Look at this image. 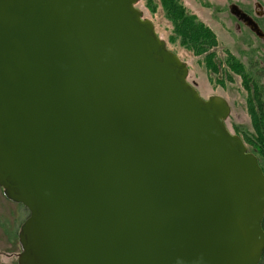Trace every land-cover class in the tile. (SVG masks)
I'll list each match as a JSON object with an SVG mask.
<instances>
[{
    "label": "water",
    "instance_id": "1",
    "mask_svg": "<svg viewBox=\"0 0 264 264\" xmlns=\"http://www.w3.org/2000/svg\"><path fill=\"white\" fill-rule=\"evenodd\" d=\"M137 2L0 0V188L29 212L17 264H258L257 157Z\"/></svg>",
    "mask_w": 264,
    "mask_h": 264
},
{
    "label": "flooded vegetation",
    "instance_id": "2",
    "mask_svg": "<svg viewBox=\"0 0 264 264\" xmlns=\"http://www.w3.org/2000/svg\"><path fill=\"white\" fill-rule=\"evenodd\" d=\"M234 6L241 12L234 13ZM216 12L223 15L222 18L214 13L220 22L210 24L200 20L212 38L203 43L198 54L205 83L215 93L205 98L199 95L203 99L219 96L226 101L229 112L225 127L241 139L248 152L256 155L261 166V163L264 165V35H257L246 24L242 13L264 34V4L230 2ZM188 73L189 69L187 77ZM188 83L195 87L194 82ZM10 202L29 215L22 204Z\"/></svg>",
    "mask_w": 264,
    "mask_h": 264
},
{
    "label": "rangeland",
    "instance_id": "3",
    "mask_svg": "<svg viewBox=\"0 0 264 264\" xmlns=\"http://www.w3.org/2000/svg\"><path fill=\"white\" fill-rule=\"evenodd\" d=\"M257 1L264 4V0H179L185 15L191 13L197 19L210 24L220 22L219 19L223 18V15H217L216 11L225 8L227 3ZM162 4V0H138L136 7L142 11L143 17L153 23L155 32L165 41L167 48L188 65L189 73L186 79L190 83H195L194 88L199 94L205 98L208 94L215 93L205 83L201 69V56L188 48L187 44L181 43L180 37L174 30L173 22L168 18ZM214 13L220 17H216ZM261 166L264 167L262 163ZM27 215L25 209L8 201L0 188V264H17L15 256L20 250L18 231Z\"/></svg>",
    "mask_w": 264,
    "mask_h": 264
},
{
    "label": "trees",
    "instance_id": "4",
    "mask_svg": "<svg viewBox=\"0 0 264 264\" xmlns=\"http://www.w3.org/2000/svg\"><path fill=\"white\" fill-rule=\"evenodd\" d=\"M162 2L166 11L165 13L173 22L174 30L180 37L181 43L187 44L188 48L192 49L196 54H199L203 43L211 41L210 39L212 37L209 31L205 29L203 23L195 16L190 13H187V15L184 14L179 0H162ZM260 167L264 173V168L262 166ZM262 227L264 230V216L262 219ZM258 264H264V249Z\"/></svg>",
    "mask_w": 264,
    "mask_h": 264
}]
</instances>
